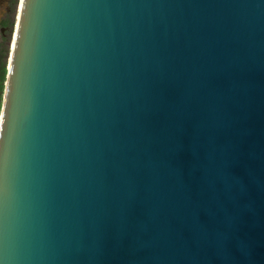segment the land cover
<instances>
[{"label": "water", "instance_id": "obj_1", "mask_svg": "<svg viewBox=\"0 0 264 264\" xmlns=\"http://www.w3.org/2000/svg\"><path fill=\"white\" fill-rule=\"evenodd\" d=\"M0 264H264V0H20Z\"/></svg>", "mask_w": 264, "mask_h": 264}, {"label": "flooded vegetation", "instance_id": "obj_2", "mask_svg": "<svg viewBox=\"0 0 264 264\" xmlns=\"http://www.w3.org/2000/svg\"><path fill=\"white\" fill-rule=\"evenodd\" d=\"M19 0H0V64L2 49L8 45L9 37L13 36Z\"/></svg>", "mask_w": 264, "mask_h": 264}, {"label": "rangeland", "instance_id": "obj_3", "mask_svg": "<svg viewBox=\"0 0 264 264\" xmlns=\"http://www.w3.org/2000/svg\"><path fill=\"white\" fill-rule=\"evenodd\" d=\"M19 2H20V0H19ZM18 9H19V7H18ZM18 9H17V12H18ZM15 24H16V22H15ZM12 41H13V36L9 37V40L7 41L8 45L6 44V47H4L2 49V61L1 62H2V65L5 66L6 70H7V67H8V58H9V54L11 52ZM6 74H7V72H6ZM4 83H5V80L2 83V87H4ZM3 91H4V88L1 91V96L3 95ZM1 100H2V98H1Z\"/></svg>", "mask_w": 264, "mask_h": 264}, {"label": "trees", "instance_id": "obj_4", "mask_svg": "<svg viewBox=\"0 0 264 264\" xmlns=\"http://www.w3.org/2000/svg\"><path fill=\"white\" fill-rule=\"evenodd\" d=\"M6 72H7V70L5 69V66L0 64V109H1V104H2L1 91L4 88V87H2V83L6 79Z\"/></svg>", "mask_w": 264, "mask_h": 264}]
</instances>
